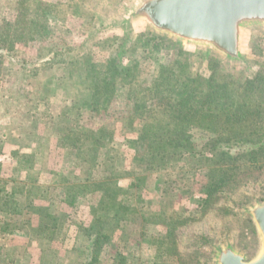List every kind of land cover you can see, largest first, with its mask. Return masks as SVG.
<instances>
[{
	"label": "rangeland",
	"instance_id": "obj_1",
	"mask_svg": "<svg viewBox=\"0 0 264 264\" xmlns=\"http://www.w3.org/2000/svg\"><path fill=\"white\" fill-rule=\"evenodd\" d=\"M136 1L0 0V46L21 33L11 50L0 47V264H215L218 245L248 258L258 252L247 210L264 202V167L235 171L206 202L205 186L224 170L205 147L213 134L194 127L189 144L177 142L168 119L145 129L138 120L134 129L122 74L107 73L106 85L101 76L95 87L73 73L71 89L43 96L48 81L84 55L103 71L114 55L134 60V81L151 94L159 68L175 59L190 73L232 81L264 73L263 27L246 30L245 61L229 65L205 48L126 23ZM209 58L220 63L212 68ZM93 86L105 92L99 110L74 107V95L86 99ZM170 230L178 254L161 255L158 242Z\"/></svg>",
	"mask_w": 264,
	"mask_h": 264
},
{
	"label": "trees",
	"instance_id": "obj_2",
	"mask_svg": "<svg viewBox=\"0 0 264 264\" xmlns=\"http://www.w3.org/2000/svg\"><path fill=\"white\" fill-rule=\"evenodd\" d=\"M34 13L35 16L38 17L41 14L46 19L39 9H35ZM150 33L153 38L160 36L154 32ZM20 34L19 32L8 37L7 42L0 47L11 50L16 40L20 39ZM5 36L0 35V42H4ZM119 46L121 47V44ZM89 61V55L71 60L62 76L48 81L51 85L44 88L43 96L52 94L58 87L71 89L73 86H70V79L73 73H78L83 83L86 79H91L95 87L98 86L97 79L101 76L104 81L102 85H106L107 73L113 71V73L122 74L123 80H127L126 82L130 84L129 98L133 101L131 126L134 129L139 125L141 127L142 123L145 129L148 124L151 125L157 120L168 119L173 123V135L178 138L173 135L172 138L177 142L183 139L185 144H189L188 131L194 127L213 134L205 147L209 151H215L212 157V160H215L213 163L224 170L212 183L205 186L206 202L213 197L214 192L227 184L235 171L245 169V166L251 170L264 167V73H255L252 78L240 82L232 81L229 78L230 75L226 76L223 73L212 72L206 75L190 73L188 65L175 59L159 68L158 79L152 86L153 94H151L135 83L137 64L134 60L129 59L123 63L119 55H114L111 61L109 60L111 69L104 68V71ZM219 63V59H213L210 66L213 65L212 68H214V65ZM217 68L216 66L214 70ZM94 86L91 92L86 87L90 92L86 99L81 100L79 97L75 98L74 95L72 105L77 109L84 106L89 110L98 111V101L100 96L105 95V92L99 93ZM136 90L139 91L138 95H136ZM138 120L141 124L136 125L135 122ZM101 131L103 132V129H100L99 133ZM95 135L97 134L90 133V136ZM172 138L166 141L167 143H161L158 151L161 155L165 154L166 145L174 143L171 141ZM233 148L236 150L231 153ZM171 231H166L164 237L158 242L162 253L157 248L156 250L161 255L178 254L176 239ZM100 237L96 236L93 241L95 245L99 243ZM101 238L108 240L109 237L104 233ZM102 245L100 244V247Z\"/></svg>",
	"mask_w": 264,
	"mask_h": 264
},
{
	"label": "water",
	"instance_id": "obj_3",
	"mask_svg": "<svg viewBox=\"0 0 264 264\" xmlns=\"http://www.w3.org/2000/svg\"><path fill=\"white\" fill-rule=\"evenodd\" d=\"M126 17V23H143L179 44L205 48L235 65L245 61L246 30L264 28V0H137ZM247 212L260 238L258 252L248 258L231 244L218 245L215 264H264V202L256 201Z\"/></svg>",
	"mask_w": 264,
	"mask_h": 264
}]
</instances>
